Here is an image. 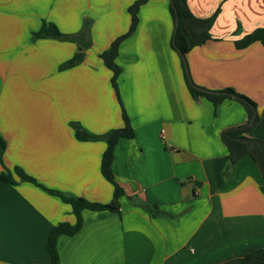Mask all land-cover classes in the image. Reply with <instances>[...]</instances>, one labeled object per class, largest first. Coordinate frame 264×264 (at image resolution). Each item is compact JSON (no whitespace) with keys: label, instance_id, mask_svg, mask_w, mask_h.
<instances>
[{"label":"crops","instance_id":"1","mask_svg":"<svg viewBox=\"0 0 264 264\" xmlns=\"http://www.w3.org/2000/svg\"><path fill=\"white\" fill-rule=\"evenodd\" d=\"M137 0H0V138L3 163L22 168L49 189L109 203L114 186L102 174L107 144L81 141L72 122L93 134L124 126L112 71L100 54L131 26ZM198 18L219 14L212 38L187 55L192 81L233 88L264 110V45L235 40L264 27V0H187ZM171 0H149L119 48L120 94L135 131L121 139L113 172L126 196L121 215L84 210L83 226L58 241L59 264H222L264 249V178L250 156L233 166L222 132L247 121L226 99L217 109L196 100L172 47ZM43 21L78 36L90 21L84 61L61 69L75 41L33 39ZM250 138L264 140V127ZM0 162V172L2 171ZM135 196L171 216L153 217ZM60 223H76L70 204L40 187L0 185V264H49L48 239Z\"/></svg>","mask_w":264,"mask_h":264},{"label":"trees","instance_id":"2","mask_svg":"<svg viewBox=\"0 0 264 264\" xmlns=\"http://www.w3.org/2000/svg\"><path fill=\"white\" fill-rule=\"evenodd\" d=\"M149 0H137L129 7V12L132 16V22L129 31L118 37L112 42L110 47L100 54L105 66L109 68L112 75V86L122 108L124 126L122 128L112 129L104 134H93L87 131L80 123L72 122L71 126L75 130L76 137L81 141H103L107 144L106 150L102 157L101 171L103 176L113 184L114 195L109 203L90 202L83 197H75L66 193L49 189L39 183L34 177L28 175L22 168H8L3 163V155L6 150V141L0 138V162L2 163V171L0 172V185H17L19 182L32 183L49 194L61 198L65 203L72 206L76 216L74 225L69 223H60L55 226L48 239V250L50 253L49 264H59L58 241L61 236H73L77 234L83 226V211H112L121 215V199L126 196L123 187L117 182L113 172V162L115 148L118 142L123 139H133L135 131L131 125L129 115L123 105L119 77L122 73V68L117 63L119 48L125 38L133 33L138 23V13L140 7ZM171 14L174 21L178 20V27L174 31L172 39V47L177 51L183 61L185 71V79L191 95L196 99L205 97L213 102L217 109L226 99L236 100L241 103L247 111V121L241 125L228 128L222 132V140L228 148L227 162L230 165L236 164L239 160L246 156H250L258 164L264 178V140L250 138L247 134L255 128L264 127V110L262 114L258 113V105L250 97L237 92L233 88H225L218 91L204 92L194 88L188 77L183 56H186L194 47L205 44L212 38L210 30L219 14L218 9L212 16L208 18H198L189 9L187 0H171ZM91 22L85 21L81 33L78 36L73 34L63 33L59 27L52 22L43 21L39 31L33 34V39H56L61 41H75L78 46V51L75 55L61 66V69H68L81 64L86 56V50L91 46ZM264 45V27L256 28L252 32L244 35L242 38L235 40V46L238 49H245L254 43ZM205 89V88H204ZM128 199L134 204L142 206L145 210L150 211L153 217L171 216L158 206H151L139 200L135 196H129ZM222 264H264V249H254L244 257L235 259Z\"/></svg>","mask_w":264,"mask_h":264},{"label":"water","instance_id":"3","mask_svg":"<svg viewBox=\"0 0 264 264\" xmlns=\"http://www.w3.org/2000/svg\"><path fill=\"white\" fill-rule=\"evenodd\" d=\"M178 24H179V23H178V20H176V22H175V30L177 29ZM183 60H184L185 66H186V70H187L188 77H189V81H190L191 85H192L194 88H196V89H198V90H200V91L211 92V91L208 90V89H204V88H202V87L197 86V85L192 81L191 76H190V73H189L188 65H187L186 56H183Z\"/></svg>","mask_w":264,"mask_h":264}]
</instances>
